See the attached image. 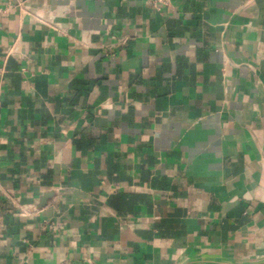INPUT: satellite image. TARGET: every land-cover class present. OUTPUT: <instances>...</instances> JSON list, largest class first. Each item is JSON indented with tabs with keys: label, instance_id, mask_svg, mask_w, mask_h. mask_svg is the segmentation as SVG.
Here are the masks:
<instances>
[{
	"label": "crops",
	"instance_id": "0c3cea01",
	"mask_svg": "<svg viewBox=\"0 0 264 264\" xmlns=\"http://www.w3.org/2000/svg\"><path fill=\"white\" fill-rule=\"evenodd\" d=\"M0 8V264H264V0Z\"/></svg>",
	"mask_w": 264,
	"mask_h": 264
},
{
	"label": "built area",
	"instance_id": "2783aa9c",
	"mask_svg": "<svg viewBox=\"0 0 264 264\" xmlns=\"http://www.w3.org/2000/svg\"><path fill=\"white\" fill-rule=\"evenodd\" d=\"M152 3L155 6L161 7V6H167L170 3V0H152ZM4 13H5V10L0 8V15H3ZM1 74H2V71L0 70V75Z\"/></svg>",
	"mask_w": 264,
	"mask_h": 264
}]
</instances>
